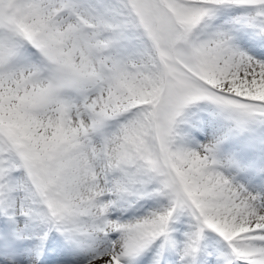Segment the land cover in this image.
I'll use <instances>...</instances> for the list:
<instances>
[{
    "label": "rangeland",
    "instance_id": "obj_1",
    "mask_svg": "<svg viewBox=\"0 0 264 264\" xmlns=\"http://www.w3.org/2000/svg\"><path fill=\"white\" fill-rule=\"evenodd\" d=\"M232 4L238 10L256 7L249 12L251 19L258 11L262 14L258 23L264 26V8L259 7H264V0H0V192L12 178L4 179L5 171L22 175L21 181L7 185L13 200L0 209V264H20L26 254L39 257L37 264H67L66 259L56 262L43 252L59 239L54 230L48 231L45 218L57 221L55 232L59 227L61 240L68 243L73 234L86 232L82 226L77 228L81 221L76 216L78 212L85 216L89 196L102 189L113 191L114 184L120 200L132 203L133 196L140 195L138 181L150 176L146 183L154 187L150 198L155 195L154 206H163L160 220L163 208L175 206L181 196L177 181L191 194L181 196L185 204L173 211V219L189 207L194 222L200 209L209 221L223 220V212L228 217L224 210L210 208L206 198L219 184L225 185L226 179L231 181V194L241 188L242 179H235L237 168L232 166L248 172L251 165L255 167L250 171L255 172L252 178L263 172L264 180V153H255L264 145V105H256L264 103L242 89V83L253 82L255 74L241 73L242 56L222 55L212 48V40L219 39L221 44L234 39L248 45L250 36L256 38L238 30L237 21L246 14L234 15ZM217 5L227 6L228 11L218 13ZM204 15L216 30H209L208 39H192L199 52L195 55L187 46V32ZM170 39L174 40L173 55L165 47ZM257 86L259 96H264V86ZM134 103L142 105L141 111L131 107ZM205 113L218 117L220 124L205 137L199 136L205 141L202 152L190 151L188 146L181 151L174 148L181 128L190 129ZM246 125L251 135H233V128L242 132L240 127ZM230 135L236 143L228 142ZM98 139L106 146L103 153L98 151ZM82 141L87 146L83 158L101 156H96V170L85 174L93 180V173L98 172L103 183L79 193L76 200L81 202L77 206L81 211L70 213L77 202L60 192L65 189L60 184V164ZM236 144L252 148L246 155L234 151ZM111 148L116 152L112 154ZM216 159L225 168L213 172L210 160ZM124 167L136 172L133 178L127 172L134 182L116 171ZM255 191L249 188L250 194ZM260 193L258 200L264 199V192ZM218 200L215 205L220 207ZM224 202L225 208L233 203L240 210L243 207L235 200ZM7 210L16 212L17 219L9 220ZM138 213L133 210L135 217ZM243 215L244 210L231 225L233 229L245 224ZM31 222L39 224L40 235L32 234ZM7 224L13 225L17 236ZM172 235L179 251H190L193 234L189 239L184 233L172 231ZM121 240H111L107 246L119 247ZM16 246L20 258L12 256ZM82 252L78 249L77 254ZM44 256L47 261L42 260ZM117 261L129 264L122 257Z\"/></svg>",
    "mask_w": 264,
    "mask_h": 264
},
{
    "label": "bare ground",
    "instance_id": "obj_2",
    "mask_svg": "<svg viewBox=\"0 0 264 264\" xmlns=\"http://www.w3.org/2000/svg\"><path fill=\"white\" fill-rule=\"evenodd\" d=\"M233 5V4H232ZM237 5H233L231 7V11H233L234 15L239 14L240 11H244L246 14L245 16L241 17L237 22L238 30H242L246 36L249 34L256 35V38H251L252 40L258 41L261 45H263L262 48H264V26L258 23L260 21L259 13L257 11L254 20L251 19V16L249 12H252L256 7H248L247 9L243 7H239V10L237 9ZM261 8H264L263 6H259ZM217 12L220 14H224L226 11H228V7L224 5H217ZM260 8V9H261ZM264 10V9H262ZM231 13V12H230ZM259 17H258V16ZM204 18V19H203ZM203 18L199 19L196 22V25L192 27L190 32H187L189 43H187V46L189 49H192L195 51V55H198V49H195L196 43L192 40L195 38H201V39H208L211 37V33L209 30L213 29L215 31L216 29L212 28L211 25L213 22L206 20V16L204 15ZM204 21H207V23H204ZM202 22V26H201ZM261 22V21H260ZM256 23V24H255ZM214 34V33H213ZM194 38V39H195ZM212 48L215 49V51L222 53V55L231 53L234 54H243L241 55L243 59H245V62H239L241 73H244L246 75H251L250 73L254 74V81H246L245 83H242L244 86L242 87L243 90H248L247 92L249 94H253L256 96H259V88L258 84L264 86V60L263 61H252L250 53H243L244 50L240 48V45L236 43L234 39H225L221 41L220 40H212ZM232 44V45H231ZM173 46V42L170 41L167 45V51H171V47ZM252 50V49H250ZM253 53H256L255 51H252ZM213 53V52H212ZM264 54V51H263ZM213 55V54H212ZM206 57H209L205 55ZM241 56H238L240 58ZM231 57V56H230ZM215 59V57H214ZM233 62V60H231ZM237 64V63H236ZM207 65H205L206 67ZM260 67V70L258 69ZM222 71V69H220ZM238 71V69H237ZM243 74V75H244ZM240 80V79H239ZM241 90V91H243ZM263 91V90H262ZM244 92V91H243ZM260 97V96H259ZM260 98H264L262 95ZM263 106V104L261 105ZM69 112V111H68ZM206 117L204 118V135L206 136V132L208 134V130L211 128L212 130L215 129V126L217 127L220 124V120L218 117L214 116L213 114L205 113ZM199 133H200V123L199 119L195 125L191 127L190 129H187L185 127L181 128V134L176 136L175 142L176 144L173 146L174 148L178 150H184L185 147H189L190 151L200 150L202 152L203 145L205 141L202 139H199ZM87 146L85 142L82 141V143L75 144V147L69 151V153L65 156L64 162L60 164V169L62 170V177L60 180V184L65 187L64 190L60 191L62 195H70L73 202H78L76 198L78 197L79 193H85L90 192L88 189H92L96 185V181L93 179L91 180L85 173L93 172L95 167L94 164L96 163V156L94 160H91L89 155L85 156L83 158V152L87 151ZM109 151V149H108ZM258 151V150H256ZM110 152L112 154L116 152L115 148H111ZM264 156V155H263ZM98 157V156H97ZM99 158V157H98ZM100 159V158H99ZM133 160V159H132ZM136 160V159H134ZM131 162V161H130ZM129 162V163H130ZM211 162V169L213 172H216L219 170L221 165L216 161ZM125 163V162H124ZM128 167V166H127ZM127 167H124L122 169L116 170L117 172H120L122 175L125 176L127 179H131L136 175V172L132 169H129ZM94 168V169H93ZM233 168H237V172L235 175L236 180L242 179V182L239 184H242L241 188H238V191L233 194L230 193V187H231V181L229 179H226L225 185L219 184L218 187H216L215 191L212 192V195H209V199L207 202V205L210 208H216L218 211L220 209V213L224 210L226 213H228V217H225L224 212L222 213L221 217L223 218L222 226L226 229H229L231 226L230 224L234 223L236 219H239L240 212L244 210V217H247L248 219L246 221H254V223L245 224L244 227L254 225L255 223H261L264 224V217L261 215V206H264V202L259 205V203L256 201V197L249 195L246 189H262L264 190V182L261 180H255L252 179L251 175H246L244 171L238 172L239 168L237 166H234ZM255 167L248 166L249 170H253ZM96 170V169H95ZM234 169H232L233 171ZM11 171L7 170L4 172L3 178L11 177L9 181L5 183V186H2L1 192H0V209L8 204L10 200H13L12 194L8 191L7 185L11 186L14 182H19L22 179V175L14 174L11 175ZM127 172L129 173V177ZM95 173H93L94 175ZM150 179V176H147L142 181H138L142 184V187L137 186L136 188L139 190L137 194L139 195V199H136V196L134 197V202L131 203L130 200H120V197L117 193H114L113 191L116 188V185L114 184V190L111 193L110 196H105V191L102 192L100 195H93L89 196V203L90 206L87 208H83L86 210V214L83 217H80V215L77 213V218L81 221V225H78L77 228H80L82 226L86 232H83L82 234H73L72 237L74 238L73 243L78 242V244L74 247L77 249H82L83 252L80 254H73L71 257L75 258V261H82V264H111V257L112 259H117L119 257H124L127 259H131L134 256H142L144 254L145 248H150V252L148 253V256L152 255V248L153 246L158 242V226L161 225V221L158 220L159 217V211L163 207L161 205L154 206L156 203L155 195L151 199L150 193L154 192V187L146 185L147 182ZM115 180V178H114ZM134 182V179L129 180ZM179 188V192L181 193V196L185 195L186 197H190L191 192H186L182 189L180 185H177ZM88 188V189H87ZM78 190V191H77ZM162 192V191H161ZM178 197L175 206H172L170 204L168 208V215L169 220L171 223L177 222V224H171L177 226V228L180 230V232L188 234V236L184 235V238H188L190 235V231L187 229L189 226V217L187 214L188 212H182V214H177L175 220H171L173 211L178 208L179 206H182L185 204V202L182 200V198ZM184 197V196H183ZM153 199L155 200V203H153ZM157 199L159 201H162V197L160 194H157ZM185 199V198H184ZM218 200L219 206L217 207L215 205L216 201ZM224 199H230L238 201L243 205L241 207V210L238 206V204L233 203L230 204L228 208H225L224 203H222V200ZM4 200V201H3ZM110 200L111 203L107 204V201ZM142 203H147L149 207L147 209L143 210V213L138 214L136 217L133 215V209L136 206H140ZM195 205V203H194ZM74 208V207H73ZM156 208L155 211H153ZM189 208V207H188ZM77 209V207H76ZM75 209V210H76ZM222 209V210H221ZM120 210H123L121 213ZM165 209L163 208V211ZM7 213H9V220L11 219H17V214H13L12 211L7 210ZM263 212V211H262ZM152 214V215H150ZM167 212H165L161 218L166 215ZM190 215V214H189ZM113 218H112V217ZM133 216V217H132ZM219 219V217H218ZM67 218L63 217L62 221L64 223L67 222ZM245 221V222H246ZM201 220L198 219L197 222H195L196 229L201 228ZM180 224V225H179ZM9 228L15 233L14 236H17V230L13 227L11 224H7ZM118 225V226H117ZM58 226L57 221L52 222L49 225V228L52 230L56 229ZM205 226V232L207 234L206 236V243L210 244L211 239L214 240V238L210 234V230L207 227L206 222H204ZM116 227L118 229L116 230ZM243 227V226H242ZM36 230H39L38 228ZM116 230V231H115ZM58 232L56 233L58 236V240L53 242L52 244H48L50 246L51 253H53L54 249L56 248V253L59 250H64L65 248H70V241L67 243L66 239L63 241L62 239V231L60 232L59 229H57ZM115 231V232H114ZM186 231V232H185ZM32 234H35V231H32ZM36 234L40 235V232H37ZM35 234V235H36ZM109 239L107 241H102L101 239L105 238ZM122 237V240L120 242L123 243V245H120L119 247H112L110 245V249L113 251L112 256L111 254L108 255L107 252H105L107 244L111 242V240L116 241L119 238ZM26 239V237H25ZM189 239V238H188ZM186 240V242L188 241ZM20 238H18L17 242L19 243ZM36 241V240H35ZM34 242V241H33ZM37 242V241H36ZM108 242V243H107ZM127 244H126V243ZM81 245V246H79ZM244 247H247V250L257 248L255 244H253L254 247H252V244H250L248 241L242 243ZM205 248V245L202 244V249ZM18 249V246L12 250V256L15 258H20L19 252L16 251ZM264 256V252L261 254ZM24 259H21L20 264H37V261L40 260L39 257L36 255H29L26 254ZM78 258V259H77ZM26 259V260H25ZM181 263V262H180ZM116 264V263H115Z\"/></svg>",
    "mask_w": 264,
    "mask_h": 264
}]
</instances>
